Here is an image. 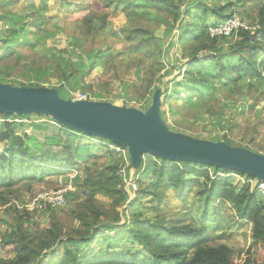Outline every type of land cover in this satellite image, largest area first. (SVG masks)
<instances>
[{"label":"rangeland","instance_id":"rangeland-1","mask_svg":"<svg viewBox=\"0 0 264 264\" xmlns=\"http://www.w3.org/2000/svg\"><path fill=\"white\" fill-rule=\"evenodd\" d=\"M173 2L175 11L167 12L162 6L139 7L137 0H0V83L55 88L63 99L82 96L88 101L109 102L140 111L149 107L155 91L163 87L166 95L161 98L160 114L171 131L214 142L227 139L231 146L248 148L264 155V77L245 75L236 84L210 80L202 94L191 95L189 87L198 83H188L184 76L189 72L192 48L198 42H180L187 26L183 20L187 16L204 18L207 26L236 11L255 26L258 22L256 15L264 0ZM166 3L170 5L171 1L166 0ZM187 11L185 18L184 12ZM132 31H136L139 37L128 40L127 32ZM141 33L145 34L140 36ZM141 37H150L147 45L152 51L150 48L141 52L135 50L143 39ZM236 40V35L227 37L216 56L211 54L212 51L200 52V56L204 55L200 58L212 59L204 63V75H211L216 63H226ZM262 70L264 72V66ZM26 116L18 119L20 123L16 129H20L16 133L36 139L50 154L60 153L65 132L58 124L49 117ZM38 122H43V126ZM49 140L56 141L57 145H51ZM74 146L79 149L80 157L85 146H88V154L102 155L105 152L88 138H81ZM6 148V143L0 144V160L5 157ZM3 161L6 166L8 159ZM86 164L91 166L92 161L88 159ZM93 167L98 168V165L94 162ZM75 174L68 172L62 179L56 177L55 171L46 176L36 173L29 178H19L11 187L5 188L3 197H0V261L14 256L11 248L2 244L6 236L23 238L25 243L32 242L36 251H41L40 242L48 241L49 235L45 231L52 221L65 241L80 236L78 232H84L76 217L90 191L86 184L82 186L85 197L79 196L69 204L66 202L56 212H29L31 209L26 212L16 208H25L39 194L54 193L71 185L65 179ZM87 176L98 179V176ZM142 181L146 186L151 183ZM234 184L244 190L243 184ZM135 200L136 195L130 194L124 203L117 206L122 217L137 219L130 226L154 222L156 213H165L168 218L161 219L177 223L174 225L195 227L188 223L184 213L188 209L196 212L204 209L203 205L192 207L188 201L179 200L171 193H164L159 205L157 201L144 198L133 208ZM94 201L105 209H109L112 202L100 196L94 197ZM222 211L223 219L231 214L229 207ZM115 223L102 217L97 225L104 228ZM211 238L221 240L210 244H226L235 249H246L251 242L248 227L241 231L227 229L221 233V238L218 231ZM90 248L81 250L80 255L90 253V256L98 257L104 246ZM122 251L138 255L141 259L149 258L145 250L129 245L111 251L110 255L119 256ZM61 253L62 248H58L56 254Z\"/></svg>","mask_w":264,"mask_h":264},{"label":"trees","instance_id":"trees-1","mask_svg":"<svg viewBox=\"0 0 264 264\" xmlns=\"http://www.w3.org/2000/svg\"><path fill=\"white\" fill-rule=\"evenodd\" d=\"M137 1L139 7L162 6L167 12H174L173 7L176 8L173 0H169L170 5L166 3V0ZM184 14L186 18L188 11ZM234 14L245 19L236 11H231L225 17L207 26L205 25L206 19H199L198 16H187L186 20H183L187 26L180 42H198V45L192 48L189 57V72L184 76L188 83H198V85L189 87L188 92L191 95L202 94L203 88L210 83V80L236 84L245 75L251 78L264 77L262 70L264 66V5L256 15L257 25H252L256 29L253 32L239 31L236 35L237 40L234 43L236 45L233 44L231 57L227 58L226 63L218 62L211 75L203 74L206 68L204 63L212 59L200 58L204 56H200V52L212 51L211 54L216 56V51L222 48L227 37L232 36L211 38L209 28ZM136 33V31L127 32L128 40L139 37ZM143 34L145 33H141L140 36ZM141 38L143 39L135 47L137 52L150 48L147 45L150 37ZM25 117L27 116L0 115L1 120ZM35 118L41 119L42 117ZM34 122L35 120L31 123L34 124ZM0 123V144H7L5 157L1 158L8 159L6 166L4 161L0 160V197H3L2 193L5 192V188L11 187L19 178L27 176L29 178L36 173L46 176L53 171L56 177L62 179L68 172L76 173L72 179L69 177L65 179L66 183H71L70 189L65 194L67 204L77 200L79 196L85 197L84 184L90 189L83 201L79 199V202L83 203L80 205L81 212L76 218L79 220V226L84 229L83 233H77L80 236L65 241L54 221L45 231V234L49 235L48 241L40 242L41 251H36L33 243H25L23 238L15 239L10 235V237L6 236L2 239V244L9 246L14 256L7 261H0V264H264V202L252 194L248 187L244 186V190H240L232 179L220 178V174L228 172L193 162H167L157 158H145L139 170L133 173L137 190L134 193L137 202L133 204V208H136V205L144 198H150L151 202L157 201L159 205L164 193L172 189L179 200L188 201L192 207L203 205L204 209L200 212L199 222L202 225L206 223L210 225H207L206 229L174 225L169 219H161L157 216L154 222L146 221L141 225L130 226L137 219L122 217L117 211V206L124 203L131 193L121 186V179L117 175V165L120 159L110 150L104 149L102 143L108 141L78 134L58 125L65 132L63 133L65 142L61 145L60 153L50 154L43 150V145L38 144L36 139L28 137L27 134L16 133L20 129H16L20 122L2 121ZM42 123L39 125L43 126ZM81 138L93 140L96 146L105 152L102 155L88 154V146H85L83 147L85 150L81 152L83 156L80 157L79 149L75 146L73 148V145ZM220 141L230 145L227 139ZM48 143L57 145V142L53 140H49ZM106 157L109 158L106 159ZM88 159L92 161V165L87 167ZM94 162L98 168L93 167ZM230 173L240 175L236 172ZM88 174L98 176V179L88 178ZM142 180L151 183L146 186ZM117 187L119 188L116 189ZM96 196L112 200L109 209L96 203L94 201ZM222 205L231 209V214L237 224L250 225L251 242L246 249H235L226 244H210L207 240H211L214 233L219 231L221 224L227 220L223 219V211H219ZM62 207L52 209L45 205L41 210L31 209L30 211L16 208L21 211L41 213L56 212ZM163 209L166 210V207ZM102 217L117 223L110 227L100 228L97 222ZM20 225L23 226V224ZM7 233L10 234L9 229ZM100 245L104 246L100 256H90V253L80 255L84 248L90 250V247ZM123 245L139 247L149 254V258L141 259L138 255L133 256L128 251H122L119 256L115 257L110 255L111 251L118 250ZM58 248H62L60 255L56 254ZM32 258H34L33 261H31Z\"/></svg>","mask_w":264,"mask_h":264},{"label":"water","instance_id":"water-1","mask_svg":"<svg viewBox=\"0 0 264 264\" xmlns=\"http://www.w3.org/2000/svg\"><path fill=\"white\" fill-rule=\"evenodd\" d=\"M159 88L145 111L109 102L63 99L55 88L0 83V115L49 117L58 125L127 148L130 171L144 155L162 161L193 162L264 181V155L224 141L194 138L171 131L161 114Z\"/></svg>","mask_w":264,"mask_h":264},{"label":"built area","instance_id":"built-area-1","mask_svg":"<svg viewBox=\"0 0 264 264\" xmlns=\"http://www.w3.org/2000/svg\"><path fill=\"white\" fill-rule=\"evenodd\" d=\"M256 27H253L248 21L240 18L238 15H232L225 21L219 22L209 28V36L220 37V36H230L237 35L239 31L253 32ZM72 100H86L85 97H76ZM19 122L18 119H9L6 118L4 120L0 119V122ZM104 149L110 150L114 155H116L120 161L117 165V175L121 179V186H123L128 192L134 194L136 190L135 181L133 179V173L130 171V160L128 155L127 148L115 145L113 143L107 142L102 143ZM147 155L142 157V161L145 160ZM73 173V172H72ZM75 176V175H74ZM74 176L70 177L72 179ZM221 179L230 178L234 179V182L243 184L244 186L249 188V191L252 194L258 196L264 202V181H258L255 178L248 177L245 175H237V174H220ZM71 185L65 186L60 190L54 193H43L39 194L31 204L25 205L24 209H38L41 210L43 207L49 206L52 209L60 208L65 205V194L70 189Z\"/></svg>","mask_w":264,"mask_h":264},{"label":"crops","instance_id":"crops-1","mask_svg":"<svg viewBox=\"0 0 264 264\" xmlns=\"http://www.w3.org/2000/svg\"><path fill=\"white\" fill-rule=\"evenodd\" d=\"M147 159L153 158L151 156L146 157ZM232 181H234V179H232ZM166 194L171 193L175 198H177V196L175 195L174 191L172 189H169L165 192ZM97 197V196H96ZM102 197V196H100ZM187 204V203H186ZM18 209H20L19 207H17ZM186 208V205H185ZM224 208H226L225 206H220V210H223ZM197 210L192 211V209H188L186 213H184V217L187 216V219L191 225H194L196 228H207V225H210V223H206V224H200L199 219H200V212H196ZM157 214V215H156ZM155 214V219L158 216L159 218H168L167 214L162 213V214ZM165 214V215H164ZM174 224H177L175 222H173ZM212 225V224H211ZM248 227L249 232H250V225L246 224V223H242V224H237L233 218L232 214H228V218L226 220V222H224L223 224H221L220 229H219V233H220V238H221V233H223L225 230L230 229V231L233 228H237L238 230H242V228ZM209 242H215V241H219L221 239L218 238H214V239H207ZM228 246V245H227Z\"/></svg>","mask_w":264,"mask_h":264}]
</instances>
